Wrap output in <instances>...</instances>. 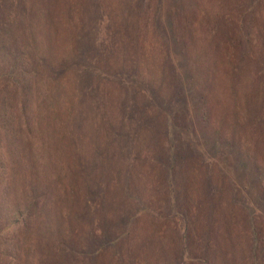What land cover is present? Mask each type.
I'll use <instances>...</instances> for the list:
<instances>
[{"label": "rangeland", "instance_id": "1", "mask_svg": "<svg viewBox=\"0 0 264 264\" xmlns=\"http://www.w3.org/2000/svg\"><path fill=\"white\" fill-rule=\"evenodd\" d=\"M1 183L0 264H264V0H0Z\"/></svg>", "mask_w": 264, "mask_h": 264}, {"label": "trees", "instance_id": "2", "mask_svg": "<svg viewBox=\"0 0 264 264\" xmlns=\"http://www.w3.org/2000/svg\"><path fill=\"white\" fill-rule=\"evenodd\" d=\"M1 185V189H3V187H4V184H0ZM12 216H16V215H18L19 214V212H18V210H16L15 208H14V210H12Z\"/></svg>", "mask_w": 264, "mask_h": 264}]
</instances>
